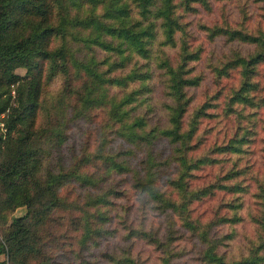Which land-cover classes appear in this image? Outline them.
<instances>
[{
    "label": "trees",
    "instance_id": "16d2710c",
    "mask_svg": "<svg viewBox=\"0 0 264 264\" xmlns=\"http://www.w3.org/2000/svg\"><path fill=\"white\" fill-rule=\"evenodd\" d=\"M95 109L98 144L65 174L42 176L43 137L58 152L69 123ZM0 113L4 201L28 210L6 230L11 250L25 245L30 217L44 211L47 191L58 198L61 179L97 188L85 206L103 230L114 190L100 182L129 173L169 228L161 240L144 225L127 235L153 240L163 264L182 235L175 225L203 245V261L264 260V0H0ZM115 139L119 149H106ZM216 197L213 217L201 218L195 203ZM221 225L227 232L213 230ZM245 227L251 254L229 258L222 247L237 246Z\"/></svg>",
    "mask_w": 264,
    "mask_h": 264
},
{
    "label": "rangeland",
    "instance_id": "374dc122",
    "mask_svg": "<svg viewBox=\"0 0 264 264\" xmlns=\"http://www.w3.org/2000/svg\"><path fill=\"white\" fill-rule=\"evenodd\" d=\"M229 9L234 16L236 8L233 4H230ZM213 46L218 49L222 43L217 40ZM17 72L23 74L25 69L19 67ZM102 117L100 110L95 109L90 116L87 114L85 118L73 119L69 123L72 129L69 131L67 142L59 147L58 152L49 147V137H43L44 151L40 174L44 176L49 169L65 174L66 170L77 167L85 146L93 150L95 144H98L99 135L96 130L98 132L101 127ZM6 133L2 139L5 138ZM121 144L122 140L115 139L106 149L117 150ZM90 170H95L97 172L95 175L101 171L104 174V168L101 169V166L91 165ZM100 187V191L107 188L114 190L107 195L111 203L101 206V209L109 214V219L99 224L103 230L99 231L93 225L95 221L93 205L85 206L89 193H95L97 188L81 186L76 182L61 179L56 185L58 198H52L51 189L46 192L42 199L44 211L30 217L28 223L30 231L25 245L13 251L9 248L10 243L5 239L6 230L14 216L24 215L28 210L26 205L5 203L6 194L0 183V244L4 247L0 258L9 264H163L161 248L153 240L149 241L134 235L128 236L127 233L131 226L144 225L155 238L163 239L164 235L168 234L169 228L168 218L164 213L153 208L152 203L144 199L143 192L133 187L129 173L107 175L101 180ZM29 193L37 195L33 188H30ZM218 203L219 197L205 198L196 202L194 207L201 218H209L213 210L218 207ZM247 223L251 222L247 221ZM175 227L177 230L174 232L182 235L171 242L170 250L173 253L171 264H213L202 260L203 245L200 242L196 243V238H190L187 230L182 226L175 225ZM215 229L219 234L228 230L226 225L215 227L213 230ZM251 232L253 229L245 227L244 234L235 247L231 240H226L225 247L222 248L227 250L229 258L232 250L237 254L239 252L245 255L251 254L250 251L254 246H250V241L255 238ZM260 252L262 250L257 253ZM118 257L127 260L118 262ZM258 264H264V260Z\"/></svg>",
    "mask_w": 264,
    "mask_h": 264
},
{
    "label": "built area",
    "instance_id": "2783aa9c",
    "mask_svg": "<svg viewBox=\"0 0 264 264\" xmlns=\"http://www.w3.org/2000/svg\"><path fill=\"white\" fill-rule=\"evenodd\" d=\"M3 116H4V114L0 113V139H2V137L4 136V134L7 130ZM5 264H9V263L6 261Z\"/></svg>",
    "mask_w": 264,
    "mask_h": 264
}]
</instances>
